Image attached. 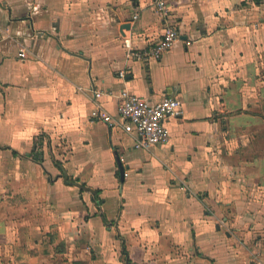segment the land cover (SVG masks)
I'll use <instances>...</instances> for the list:
<instances>
[{
    "label": "crops",
    "instance_id": "0c3cea01",
    "mask_svg": "<svg viewBox=\"0 0 264 264\" xmlns=\"http://www.w3.org/2000/svg\"><path fill=\"white\" fill-rule=\"evenodd\" d=\"M162 2L0 0V264H264V0ZM122 90L180 101L166 143L135 147Z\"/></svg>",
    "mask_w": 264,
    "mask_h": 264
},
{
    "label": "built area",
    "instance_id": "2783aa9c",
    "mask_svg": "<svg viewBox=\"0 0 264 264\" xmlns=\"http://www.w3.org/2000/svg\"><path fill=\"white\" fill-rule=\"evenodd\" d=\"M156 8L162 19H167L168 11L162 0H156ZM136 19L137 16L134 15L132 20L135 21ZM177 39V31L173 27H166L159 41L143 51L135 50L129 38L123 37L122 45L127 57L138 60H157L173 47ZM18 57L21 59L25 58L23 49H19ZM118 76L119 78H124L125 73L120 72ZM98 96L99 94H96V97ZM179 112L180 101L174 97H163L158 103L149 105L143 99L130 94L126 90H122L118 95L116 113L121 121V128L125 133L136 136V148L149 149L151 146L166 143L168 132L165 127V121L177 116ZM90 116L94 121H100L111 126L118 124L98 105Z\"/></svg>",
    "mask_w": 264,
    "mask_h": 264
},
{
    "label": "trees",
    "instance_id": "16d2710c",
    "mask_svg": "<svg viewBox=\"0 0 264 264\" xmlns=\"http://www.w3.org/2000/svg\"><path fill=\"white\" fill-rule=\"evenodd\" d=\"M54 165L59 169L61 176L65 179V181L67 182V184H74V183H76L75 180L70 179V178H69V177H68V176L62 171L60 164H58L56 161H54ZM101 217H102L103 223L107 226V222H106V220L103 218L102 215H101ZM123 253H124V252H123Z\"/></svg>",
    "mask_w": 264,
    "mask_h": 264
},
{
    "label": "water",
    "instance_id": "95a60500",
    "mask_svg": "<svg viewBox=\"0 0 264 264\" xmlns=\"http://www.w3.org/2000/svg\"><path fill=\"white\" fill-rule=\"evenodd\" d=\"M124 28H126V29L129 28V24L127 23L126 25H124L123 29ZM115 157H116L117 166H118V170H119V176H120V179L122 180L123 179V168H122V166L118 160V157L117 156H115Z\"/></svg>",
    "mask_w": 264,
    "mask_h": 264
}]
</instances>
